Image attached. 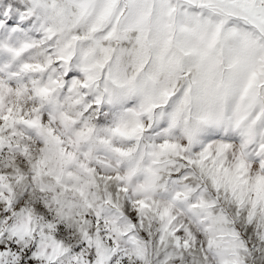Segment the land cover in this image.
<instances>
[{"label": "snow or ice", "instance_id": "1", "mask_svg": "<svg viewBox=\"0 0 264 264\" xmlns=\"http://www.w3.org/2000/svg\"><path fill=\"white\" fill-rule=\"evenodd\" d=\"M0 264H264V0H0Z\"/></svg>", "mask_w": 264, "mask_h": 264}]
</instances>
